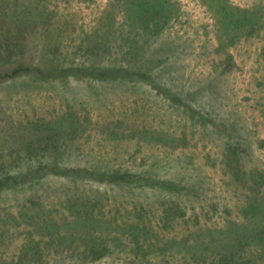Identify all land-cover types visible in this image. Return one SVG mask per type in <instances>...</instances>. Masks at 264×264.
<instances>
[{"label": "rangeland", "instance_id": "374dc122", "mask_svg": "<svg viewBox=\"0 0 264 264\" xmlns=\"http://www.w3.org/2000/svg\"><path fill=\"white\" fill-rule=\"evenodd\" d=\"M16 65L0 80V170L16 178L0 185V264H180L201 229L263 223L241 208L264 205V0H0V70ZM228 141L244 181L228 180ZM38 162L66 171L17 180ZM118 167L159 180L119 189ZM255 245L243 264H264Z\"/></svg>", "mask_w": 264, "mask_h": 264}, {"label": "trees", "instance_id": "16d2710c", "mask_svg": "<svg viewBox=\"0 0 264 264\" xmlns=\"http://www.w3.org/2000/svg\"><path fill=\"white\" fill-rule=\"evenodd\" d=\"M27 69H29L27 66L24 65H16L13 68L7 67L5 69L0 70V80H3L5 78L9 77H14L17 76L18 74L20 75L21 72H26ZM190 117L192 120H195V115L190 113ZM236 126L235 129L237 128L238 125ZM232 128V127H230ZM229 142V141H228ZM239 141H230L226 147V150L224 153H222V156L224 157V162L229 166V174H230V179L228 177V180L231 181H244V172L241 170L240 166L238 165L239 161V152H237V149L239 147ZM4 167V166H3ZM65 165L62 163H56V162H50V163H26L24 165V170L23 172L18 173V181H25L26 179H35V178H41L43 175H45L46 172H62V174L65 173ZM81 170V169H78ZM87 174L91 175L92 178L94 176H100V178L106 179L107 181H111L112 183H115L118 185L119 189H126V190H131V189H142L145 188L146 186H152L154 183L158 182L159 179H156L154 175L149 171V170H141V171H131L129 168H115L111 169L109 175L102 173L99 175L95 170L91 169H84ZM56 174H61V173H56ZM107 175V177H106ZM97 179V177H94ZM16 178L11 175L9 172H5L0 170V185L2 184L1 182H8L9 180L14 181ZM73 189L79 190L80 185H78V181H73ZM168 183V182H167ZM169 189L175 190V201L174 203L179 202V198L182 193L180 188H177V184L174 182H169L168 183ZM71 188V187H69ZM66 189V187L64 188ZM180 189V190H179ZM264 190H261V193ZM75 194V193H74ZM77 194V193H76ZM80 196L79 194H77ZM254 197L255 195H250L249 196V201L244 203V207L241 208V213L243 214L242 216L245 217V221H249L251 215L249 216L250 213L252 212H262L264 213V205L261 204L262 201L259 203H254ZM80 198H84L81 196ZM260 199V196L258 197ZM254 202H253V201ZM85 202H87L86 199H84ZM168 207V206H167ZM183 214L182 208H179V205L176 207H169L163 218L165 221L168 220V222L173 221L174 216H178ZM251 226V223H229V226H227V229L225 230V233H223V236H220L217 234L216 236L214 235H209L211 229L207 228L208 230L207 235H202L203 230L201 229V233H196V238H194L190 243L188 242H182L181 244L185 246V252L187 254L183 255L182 257H177V260L180 262V264H243L242 260V247L244 244H251L255 243L256 249L252 250L253 252H259V255H264V219L263 223H257L256 226L249 228ZM248 229V230H247ZM210 231V232H209ZM241 232V239L238 240V234ZM205 234V232H204ZM244 235H246L247 238L244 239ZM217 237V238H216ZM221 237L223 241L222 244H219L218 238ZM249 239V240H248ZM233 240H238L236 244L230 245V241ZM248 240V241H247ZM174 242V241H173ZM225 242V245H224ZM242 244V245H241ZM261 244V245H260ZM101 244H96V243H90V245L87 247L90 249V251H94L95 248H99ZM219 247H221L222 251L218 252L217 255L215 254H210L213 253V250L219 251ZM208 249L207 252H205ZM213 249V250H212ZM100 250V249H99ZM208 253V254H207ZM252 257H249L248 259L251 260ZM135 259L132 261H126V263H135ZM167 260H165L166 262ZM50 261H43L41 259H38L37 264H50ZM83 258L80 257H74L70 259H62L60 260V263H51V264H82ZM150 262V260H149Z\"/></svg>", "mask_w": 264, "mask_h": 264}]
</instances>
